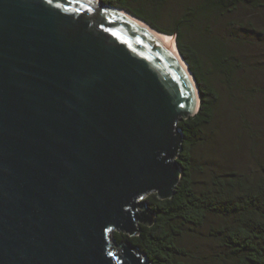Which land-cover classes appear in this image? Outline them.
<instances>
[{
    "label": "water",
    "instance_id": "water-1",
    "mask_svg": "<svg viewBox=\"0 0 264 264\" xmlns=\"http://www.w3.org/2000/svg\"><path fill=\"white\" fill-rule=\"evenodd\" d=\"M177 54L101 0H0V264H152L113 235L183 177L201 99Z\"/></svg>",
    "mask_w": 264,
    "mask_h": 264
},
{
    "label": "trees",
    "instance_id": "trees-1",
    "mask_svg": "<svg viewBox=\"0 0 264 264\" xmlns=\"http://www.w3.org/2000/svg\"><path fill=\"white\" fill-rule=\"evenodd\" d=\"M101 1L127 11L162 34L174 36L201 99L198 113L178 123L184 136L178 158L183 177L174 197L167 201H160L156 195L147 197L148 207L156 216L154 226H141L140 233L132 238L115 233V243L128 242L152 264H188L191 257L185 245L187 232L206 230L219 252L201 264H264L263 165L256 173L225 169L211 173L205 181L199 180L201 173L195 165L196 150L200 144L208 143L205 132L213 125L221 101L220 92L211 80L217 76L229 90L243 91L247 80L244 63L228 40L214 39L216 42L206 45L205 52L204 46L198 47L186 38L188 29L198 27L201 20H208L213 13L223 15L241 7L261 9L264 0H201L188 8L171 29L158 27L143 8H132L135 0ZM242 120L245 127L246 121Z\"/></svg>",
    "mask_w": 264,
    "mask_h": 264
},
{
    "label": "rangeland",
    "instance_id": "rangeland-1",
    "mask_svg": "<svg viewBox=\"0 0 264 264\" xmlns=\"http://www.w3.org/2000/svg\"><path fill=\"white\" fill-rule=\"evenodd\" d=\"M200 2L135 0L131 7L143 8L158 27L171 29L188 8ZM186 38L205 48L213 45L214 39L228 40L244 63L247 77L244 90L239 92L229 90L217 76L211 80L220 92L221 101L213 125L205 132L208 143L200 144L196 150L199 180H208L211 173L231 168L256 173L260 166L264 167V8L241 7L223 15L213 13L208 20H201L198 27L188 29ZM174 49L178 51L176 41ZM187 234L185 245L191 257L188 264H201L219 252L206 230Z\"/></svg>",
    "mask_w": 264,
    "mask_h": 264
},
{
    "label": "bare ground",
    "instance_id": "bare-ground-1",
    "mask_svg": "<svg viewBox=\"0 0 264 264\" xmlns=\"http://www.w3.org/2000/svg\"><path fill=\"white\" fill-rule=\"evenodd\" d=\"M162 37H164V38H166V39H168V40L170 41L171 46H172V50H173L174 52H176V54H177V51L174 49V41H173V38H172L171 36H169V35H165V34H162ZM177 55H178V54H177Z\"/></svg>",
    "mask_w": 264,
    "mask_h": 264
}]
</instances>
